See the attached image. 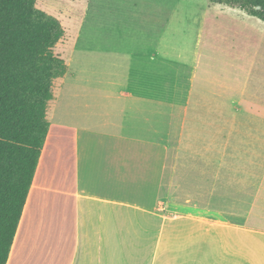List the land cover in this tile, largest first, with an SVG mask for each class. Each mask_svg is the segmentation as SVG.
Masks as SVG:
<instances>
[{"label": "crops", "instance_id": "0c3cea01", "mask_svg": "<svg viewBox=\"0 0 264 264\" xmlns=\"http://www.w3.org/2000/svg\"><path fill=\"white\" fill-rule=\"evenodd\" d=\"M112 1L129 19L64 16L67 71L6 264L15 252L16 264H264V58L246 34L257 18L208 1L181 79L168 73L180 27L164 0Z\"/></svg>", "mask_w": 264, "mask_h": 264}, {"label": "trees", "instance_id": "16d2710c", "mask_svg": "<svg viewBox=\"0 0 264 264\" xmlns=\"http://www.w3.org/2000/svg\"><path fill=\"white\" fill-rule=\"evenodd\" d=\"M264 23V0H208ZM36 0H0V264H6L49 124L52 83L67 71L53 48L60 22Z\"/></svg>", "mask_w": 264, "mask_h": 264}, {"label": "rangeland", "instance_id": "374dc122", "mask_svg": "<svg viewBox=\"0 0 264 264\" xmlns=\"http://www.w3.org/2000/svg\"><path fill=\"white\" fill-rule=\"evenodd\" d=\"M112 3V0H36L35 6L56 18L62 27H64L69 20L67 17H70L71 24L76 25L77 28L80 26L85 28L89 25H95V22L97 21H99L97 23L100 24L102 23V20L104 22L105 20L110 19L111 16L122 17L125 15V17L129 19L131 13L129 11L125 13L123 11L125 9L130 10L127 6L128 2L123 1L121 3V5H123L121 6L123 10H121L119 6H114ZM162 3L163 0H161V6ZM164 4L167 16L175 13L171 28L176 20L180 27V29L178 28V36L180 37L181 42L186 44L178 45L180 43L179 40V43L177 44L168 45L166 50L168 55V73L173 75L176 68H179L181 79H186L191 73V64L194 63L192 62V47L194 43L193 31L196 27V25H194V17H196L195 15L200 16L202 11H205L208 6L212 7V5L209 4L208 0H164ZM214 7L216 8L217 6ZM134 14H138V10H136ZM65 15L67 17H64ZM248 20H250L256 28L248 26L246 34L253 35L254 40L252 42V47L258 53L256 61L262 63L264 58V24L257 19L248 18ZM171 34L172 31H169L168 40L171 38ZM172 40L177 42V38L175 37ZM247 43L249 44L250 41H247ZM57 46L58 45L56 44L53 48V52L63 58V54H61ZM182 48L184 52H181ZM120 51L125 52L130 50L121 49ZM72 67L74 68L75 64H73ZM259 67H262V65L260 66L256 64L254 66V71ZM253 75H255V72L252 74V78Z\"/></svg>", "mask_w": 264, "mask_h": 264}, {"label": "bare ground", "instance_id": "6f19581e", "mask_svg": "<svg viewBox=\"0 0 264 264\" xmlns=\"http://www.w3.org/2000/svg\"><path fill=\"white\" fill-rule=\"evenodd\" d=\"M15 254H16V252H15ZM14 254V255H15ZM14 255H13V257H12V259H11V261H10V263L9 264H16L15 262L13 263V260H14ZM18 263V262H17Z\"/></svg>", "mask_w": 264, "mask_h": 264}]
</instances>
